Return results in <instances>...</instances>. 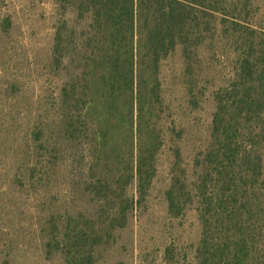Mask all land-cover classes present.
Masks as SVG:
<instances>
[{
    "label": "trees",
    "instance_id": "1",
    "mask_svg": "<svg viewBox=\"0 0 264 264\" xmlns=\"http://www.w3.org/2000/svg\"><path fill=\"white\" fill-rule=\"evenodd\" d=\"M57 1L64 12L54 62L66 68L69 59L80 70L61 88L62 139L87 144L90 126L91 166L99 171L113 164L124 185L119 197L105 172L89 183L101 208L118 215L99 223L126 227L127 213L143 204L157 176L165 142L158 126L162 63L182 47L190 69L192 61L201 62L204 44L219 42L234 71L214 94L211 145L194 163L201 171L186 188L176 184L167 191L169 211L178 216L183 206L197 204L203 227L198 264H264V0ZM67 7L86 31L70 30ZM119 134L128 149L124 155L115 144ZM132 185L135 194L129 196ZM77 220L73 227L67 222L65 248L72 264L88 263L103 242L104 227L101 233L97 226L79 229Z\"/></svg>",
    "mask_w": 264,
    "mask_h": 264
},
{
    "label": "rangeland",
    "instance_id": "2",
    "mask_svg": "<svg viewBox=\"0 0 264 264\" xmlns=\"http://www.w3.org/2000/svg\"><path fill=\"white\" fill-rule=\"evenodd\" d=\"M63 12L57 0H0V264H72L63 233L67 222L74 226L73 218L79 229L97 226L101 233L104 227L91 262L79 264H198L203 227L197 204L172 215L167 191L176 184L186 188L201 171L195 159L211 145L214 94L232 77L231 58L219 42H208L199 50L201 62L192 61L190 69L182 47L162 63L158 126L165 142L157 176L143 204L127 213V226L113 228L99 221L117 213L101 208L89 183L105 172L121 197L124 185L114 176L115 166L106 164L99 171L91 166L90 126L87 144L62 139L61 88L80 73L69 59L66 68L54 62ZM66 12L72 30L78 26L75 15L70 7ZM263 12L264 7L260 23ZM78 28L77 33L87 30ZM115 144L122 155L128 152L120 134ZM127 193L134 195L135 185Z\"/></svg>",
    "mask_w": 264,
    "mask_h": 264
}]
</instances>
